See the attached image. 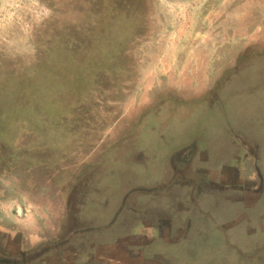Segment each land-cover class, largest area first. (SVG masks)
I'll use <instances>...</instances> for the list:
<instances>
[{"label": "rangeland", "instance_id": "rangeland-1", "mask_svg": "<svg viewBox=\"0 0 264 264\" xmlns=\"http://www.w3.org/2000/svg\"><path fill=\"white\" fill-rule=\"evenodd\" d=\"M246 45L264 46V0H0V240L18 234L11 244L18 250L90 226L104 241L105 232L118 230L111 224L118 208L132 212L148 202L136 188L158 191L156 206L167 201L160 190L178 177L143 178L163 173L166 155L180 146L191 184L185 207L195 214L197 186L215 185L240 148L263 155L264 49L254 54L253 70L244 65L229 112L216 122L182 112L180 124L156 133L124 123L162 90L199 94ZM198 137L208 139L199 146ZM43 161L51 166L42 171ZM56 167L60 180L51 184ZM225 172L230 180L233 170ZM222 237L191 239L193 249L205 248L199 260L185 249V264L208 262L226 245L235 261L248 245L264 260V232L250 236L242 226L229 230L228 244Z\"/></svg>", "mask_w": 264, "mask_h": 264}, {"label": "crops", "instance_id": "crops-1", "mask_svg": "<svg viewBox=\"0 0 264 264\" xmlns=\"http://www.w3.org/2000/svg\"><path fill=\"white\" fill-rule=\"evenodd\" d=\"M262 129L264 134V125ZM233 133L241 135L234 130ZM237 134L232 139L240 142L241 137ZM183 135V132H179L177 138H182ZM206 139L208 138L198 137V145L202 146ZM263 145L264 138H262ZM184 149L185 146H180L166 155L167 162L163 173L159 174L155 171V174L150 173L143 178L145 181L149 180L151 184L161 183L165 175L167 178L178 177L173 183L167 184L164 190H160L161 193H165L167 201L156 206L154 203L160 194L158 191L144 192L140 191L141 188H136L138 190L136 192L146 197L148 202L138 203L139 208H130L132 212H123L122 208H118L111 223L116 225L118 230L113 227L105 232L104 241L103 238H97L96 232L87 233L84 238L78 239L79 242L76 240L75 264H185V255L189 256L185 249L196 251L192 256L199 260V254L201 251L203 253L205 248L206 242L193 249L191 239L204 238L208 233L217 231L223 235L221 241L226 240L225 243L228 244L229 230L244 226L246 234L250 236L264 232V148L262 147L263 155L259 158L240 148L239 153L229 158L230 163L219 168L218 182L215 185L197 186V190L194 191L195 202H198L199 206V210L194 211L196 215L192 212L193 207H185V192H191V184L185 182V152L182 157L179 155ZM160 151L159 148L157 156L155 155L157 159ZM194 155L193 161H198L197 157H201L199 152ZM157 159L152 167L157 165ZM170 159L172 166L168 165ZM228 168L233 170V176L229 174L230 180H227L228 176L225 172ZM248 168L251 170L250 176L244 174ZM201 172L199 174L203 175ZM234 176L236 182L240 184H234L235 180L232 178ZM135 177L137 178V175ZM142 185L136 187H143ZM145 187H155V185ZM188 203L191 204L189 201ZM98 240L101 241L97 242ZM253 246L248 245L245 252L249 253L247 255L240 253V260L237 258L235 261L236 257L230 258L232 248L226 245L225 250L219 251L208 262H199V264H259L258 260L261 262L264 260L253 254L252 251L255 249ZM236 255L240 256L239 253Z\"/></svg>", "mask_w": 264, "mask_h": 264}, {"label": "flooded vegetation", "instance_id": "flooded-vegetation-1", "mask_svg": "<svg viewBox=\"0 0 264 264\" xmlns=\"http://www.w3.org/2000/svg\"><path fill=\"white\" fill-rule=\"evenodd\" d=\"M263 47L264 46L259 47L257 50L254 46H244L241 53L234 59L233 66L225 70V72L218 74L213 83L210 84L208 88L201 90L197 95L192 94L191 92L193 91L187 92L185 90L184 92L170 88L162 90L154 95L153 100L146 108L139 110L133 122L124 123L125 127L126 124H140L141 126L145 124L156 133L161 130V127H169L171 124H180L181 122H177L176 119L183 120L181 116L182 112H185V116L188 117L198 113L201 115V118L205 119L206 124L211 121L216 122L218 119L215 117L216 114H225L229 112L231 107L229 100L233 96L234 83L237 81L242 71L246 69L244 65L250 64L249 68L253 70L259 60L256 59L257 57L254 56V54L263 53ZM224 121V124L231 123L227 118ZM194 157L195 155L191 158L194 159ZM42 164V171L51 166L50 164H45V161H43ZM60 175L61 172L59 167L53 169L52 176H54V178L51 184L58 182L60 180ZM70 200L67 199L65 201V214L71 213L72 202ZM91 230L92 227L90 226L87 228L77 226L75 228H70L67 235L61 240L57 239L53 241L45 238L44 241L40 243V246H38L39 244L37 246L31 245L28 248L20 247L18 250H13L11 245L16 240V235L18 234L9 236L10 234L6 233L7 235H3V239L0 240V264H75L77 246L74 242L80 238H84V235H86L87 232H91Z\"/></svg>", "mask_w": 264, "mask_h": 264}]
</instances>
